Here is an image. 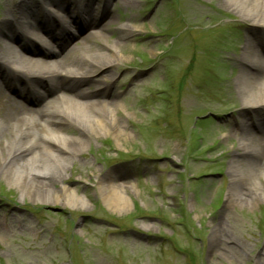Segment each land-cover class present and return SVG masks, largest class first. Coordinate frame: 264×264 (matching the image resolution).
Wrapping results in <instances>:
<instances>
[{
  "label": "rangeland",
  "instance_id": "374dc122",
  "mask_svg": "<svg viewBox=\"0 0 264 264\" xmlns=\"http://www.w3.org/2000/svg\"><path fill=\"white\" fill-rule=\"evenodd\" d=\"M107 4L114 23L99 40L123 50H113L115 81L101 101L106 108L114 96L121 137L91 139L66 165L82 204L29 202L0 178V264H264V200L227 205L233 122L252 113L238 102V68L221 59L240 53L245 28L231 32L238 17L215 0ZM125 28L133 35L120 41ZM98 29L76 35L72 47ZM54 97L71 99L63 89ZM98 174L128 190L124 209L104 204ZM215 226L222 237H212Z\"/></svg>",
  "mask_w": 264,
  "mask_h": 264
},
{
  "label": "bare ground",
  "instance_id": "6f19581e",
  "mask_svg": "<svg viewBox=\"0 0 264 264\" xmlns=\"http://www.w3.org/2000/svg\"><path fill=\"white\" fill-rule=\"evenodd\" d=\"M215 2L219 8L238 17L233 25L236 31L245 28L240 53L230 57L224 55L221 60L238 68L239 76L234 79L239 91L238 102L252 113L250 118L248 113H241L240 120L233 122V127L241 128L233 137L250 139L258 133L264 134V126H252L258 117L264 116V84H261L264 76V0ZM73 3L72 0H9L0 13V98H3L0 104V178L16 185L26 200L39 204L57 201L69 206L82 204L83 199L72 192L68 179L62 174L66 165L84 154L91 139L108 135L117 141L121 137L111 115V107H116L114 96L106 103V108L101 101L109 97L108 90L115 81L118 63L113 50H123L119 43L106 46L99 40L110 30L114 19L108 15L105 5L101 6L100 19H95L93 11L98 5L87 0L81 8L84 16L78 11L75 16L86 20L72 33L62 27V22L58 24L59 17L46 7L60 8L70 17L77 6ZM26 24L36 26L47 38L32 27L23 36L29 43L21 46L18 32ZM95 27L99 29L94 37L78 48L71 47L77 34ZM118 31L120 41L133 35V30L128 28ZM46 48L57 51L48 53L44 51ZM156 65L152 64L151 68ZM61 75L69 79L62 80ZM85 84L94 87L80 89V85ZM58 89H64L71 99H38L40 93L53 95ZM238 148L232 155L228 172L229 207L264 200V137L260 141L241 142ZM251 173L259 182L249 180ZM109 178V174L95 177L97 194L108 207L122 210L127 206L125 192L128 190L111 188ZM223 234L220 226L213 228V238Z\"/></svg>",
  "mask_w": 264,
  "mask_h": 264
}]
</instances>
